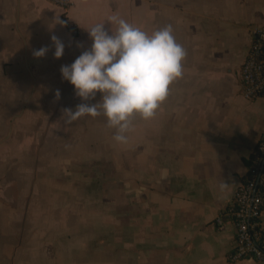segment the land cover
Listing matches in <instances>:
<instances>
[{
    "label": "crops",
    "instance_id": "0c3cea01",
    "mask_svg": "<svg viewBox=\"0 0 264 264\" xmlns=\"http://www.w3.org/2000/svg\"><path fill=\"white\" fill-rule=\"evenodd\" d=\"M69 1L64 10L50 0H0V264H264L229 259L233 226L214 222L264 130V92L245 98L238 79L251 29L264 34V0ZM112 15L149 32L171 25L185 56L155 115L134 113L128 141L112 136L107 154L102 139L96 172L104 197L105 174L112 184L113 225L106 229L94 224L104 216L74 212L67 202L72 145L64 144L62 170L55 160L43 173L41 157L56 156V141L68 139L73 119L64 108L99 100L97 92L82 101L59 67L90 46V25L104 21L115 31ZM53 34L65 45L58 58ZM41 46L45 54L34 56ZM76 118L82 130L106 121L103 114ZM39 124L52 132L42 134ZM78 170L80 180L92 172L88 163ZM260 229L264 237V204Z\"/></svg>",
    "mask_w": 264,
    "mask_h": 264
},
{
    "label": "clouds",
    "instance_id": "9594fccd",
    "mask_svg": "<svg viewBox=\"0 0 264 264\" xmlns=\"http://www.w3.org/2000/svg\"><path fill=\"white\" fill-rule=\"evenodd\" d=\"M107 21L117 25L115 31L105 29L104 21L90 25L86 28L90 46L59 67L61 78L73 86L82 101L92 99L97 92L100 98L78 103L74 110L64 108L63 113L68 120L103 114L106 124L115 129L114 141L126 143L129 118L134 113L143 118L154 116L169 93L170 83L181 76L185 49L176 41L171 25L149 32L116 15ZM50 40L52 55L60 57L64 43L54 34ZM46 51L47 46H41L32 54L43 56ZM55 95L59 97V89Z\"/></svg>",
    "mask_w": 264,
    "mask_h": 264
},
{
    "label": "built area",
    "instance_id": "2783aa9c",
    "mask_svg": "<svg viewBox=\"0 0 264 264\" xmlns=\"http://www.w3.org/2000/svg\"><path fill=\"white\" fill-rule=\"evenodd\" d=\"M66 9L69 0H50ZM264 34L260 26L251 29V40L238 70L240 94L253 98L264 92V59L260 57ZM264 130L256 140L250 164L239 181L230 201L214 217L216 224L228 220L233 226V239L228 252L231 260L253 258L264 262V237L258 234L264 204Z\"/></svg>",
    "mask_w": 264,
    "mask_h": 264
},
{
    "label": "rangeland",
    "instance_id": "374dc122",
    "mask_svg": "<svg viewBox=\"0 0 264 264\" xmlns=\"http://www.w3.org/2000/svg\"><path fill=\"white\" fill-rule=\"evenodd\" d=\"M96 96L93 98L95 99ZM100 116V114H98ZM98 115L92 116L91 119H96ZM106 119V118H105ZM77 118L73 119L72 123L70 124L69 128V133H68V139H58L56 142V148L55 150H58V152L55 154H49L45 153L42 155V170L43 173H47L49 167L53 166L55 163L54 161L56 160V165H60V169H64L65 162L68 161V159H65L64 156L60 155L62 152L64 153V144L66 145H72V148L69 149L71 150V161L70 166L72 165L74 169L68 170L66 175H67V180L73 178V193L71 194V199L68 200L70 206H72L73 211L76 212L77 209L82 208L87 209L88 212H85V215H88L89 217L91 216H98L102 215L104 216V222L99 221V222H94V224L98 223L100 224L99 227H104L106 229H111L112 228V215H113V210H112V202L109 200L107 197H111V183H108V174L106 175V190H105V197L101 194L100 188H101V183L103 176L100 175L101 173H97V168L98 166L96 165V162L98 159L100 160V156L98 157L97 155L102 152V139L104 138L103 144L105 147V153L107 154L109 151V140L112 139L114 128L109 127L106 124L102 125H91L89 126L88 129L82 130V127L80 125L75 124ZM36 127L40 130L42 134H49V132H52V130H48V126L39 124ZM81 137L80 140H77L76 138ZM44 139V138H43ZM86 144L88 145L87 150L85 152H82L81 145L80 144ZM55 144V143H54ZM44 153V151L42 152ZM98 157V158H97ZM87 164L88 166L92 168L91 174L87 172V176L92 177V180L98 179V184L97 185H90L91 180L89 178H83V179H78L77 177L81 175L79 173V168L80 164ZM58 166V165H57ZM86 168V167H84ZM95 168V169H94ZM58 169V168H57ZM61 170H57V176H60ZM95 170V171H94ZM54 171V170H53ZM107 171V170H106ZM54 174V173H53ZM94 174V176H92ZM43 175V174H42ZM86 176V174H84ZM86 182H88L87 186L85 188H80L82 186H85ZM77 183V184H75ZM87 197V198H86ZM100 212V213H98ZM89 226L91 227L92 222H88Z\"/></svg>",
    "mask_w": 264,
    "mask_h": 264
},
{
    "label": "trees",
    "instance_id": "16d2710c",
    "mask_svg": "<svg viewBox=\"0 0 264 264\" xmlns=\"http://www.w3.org/2000/svg\"><path fill=\"white\" fill-rule=\"evenodd\" d=\"M260 57L262 58V59H264V46L262 47V50H261V53H260ZM250 157H251V152H250V155H249V163H248V167H249V164H250ZM248 167H247V169H248ZM245 174V173H244ZM244 176V175H243ZM243 176H242V178H243ZM263 188H264V186H263ZM258 234L262 237V233H261V229H258Z\"/></svg>",
    "mask_w": 264,
    "mask_h": 264
}]
</instances>
